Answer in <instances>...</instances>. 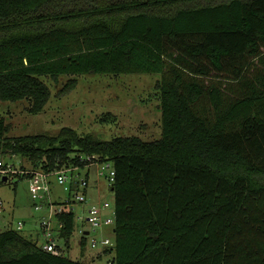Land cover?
<instances>
[{"label": "trees", "instance_id": "obj_1", "mask_svg": "<svg viewBox=\"0 0 264 264\" xmlns=\"http://www.w3.org/2000/svg\"><path fill=\"white\" fill-rule=\"evenodd\" d=\"M254 60L264 65V0H0V101L28 100L38 114L50 99L42 77H71L65 95L77 76L154 74L161 112L152 141L68 127L10 138L0 117V157L44 172L86 157L111 165L114 245L97 258L264 264V72L245 74ZM56 218L68 251L74 213ZM22 231L0 230V264H92L45 252L40 233Z\"/></svg>", "mask_w": 264, "mask_h": 264}, {"label": "rangeland", "instance_id": "obj_2", "mask_svg": "<svg viewBox=\"0 0 264 264\" xmlns=\"http://www.w3.org/2000/svg\"><path fill=\"white\" fill-rule=\"evenodd\" d=\"M258 72H264V65L258 60L250 61L246 76L254 78ZM213 76H218V74H213ZM69 78L71 77H59L57 81L50 77L41 78L49 87L50 99L43 111L38 114L29 112L30 102L28 100L0 101V117H3L8 125L6 136L10 138L36 134L54 136L62 128L68 127L79 135L92 134L105 141L118 136H137L144 141L160 138L161 112L154 88L159 75L90 74L77 76L74 77L75 87L65 95H60V89ZM212 79L209 81L215 82L225 95L234 96L233 89L236 86L218 81L215 77ZM104 118L106 121L101 122ZM12 158L20 161L23 166L30 165L26 159L13 156L10 161ZM95 180L98 181L94 183ZM50 182V199L55 204H64L69 199V193L64 190L63 186L58 185L53 177ZM90 184V193H93V198H90L95 201L94 198L98 196L99 201L108 202L109 210H113L114 196L109 190V183L95 175V167L91 169ZM0 200L3 201L5 207L4 217L0 220V230L6 223L15 226L18 221H22L24 222L22 235L31 236L35 240L36 234L40 233L39 218L46 211H34L27 181L14 177L12 182L1 185ZM75 209L79 212V207ZM75 236L77 237L73 235L71 238V248L68 251L64 250L69 258L92 264H106L109 261L110 256L108 255L94 260L93 257L97 253L89 248L88 243H86L83 254V250L79 249L75 243ZM38 242L43 244L40 235Z\"/></svg>", "mask_w": 264, "mask_h": 264}, {"label": "built area", "instance_id": "obj_3", "mask_svg": "<svg viewBox=\"0 0 264 264\" xmlns=\"http://www.w3.org/2000/svg\"><path fill=\"white\" fill-rule=\"evenodd\" d=\"M10 158L0 157V183L8 184L12 182L14 177L19 176L24 177V180L27 181L28 193L34 211H46L38 221V228L43 240L42 249L45 252L58 256L65 254L64 240L58 235L63 228V223L56 218V214L64 210L74 213L75 227L72 236L77 235V237L75 236V243L79 249L83 238L85 243H88L89 248L92 251L95 250L96 253L113 247L114 241L111 230L114 224V211L109 210L110 204L108 202L99 201V197L94 201L89 195L92 167H95V175L106 180L109 186L114 181V170L109 163H101L94 157H86L87 163L83 167L63 166L51 172H44L31 167H24L20 161H15L13 158L10 161ZM52 177L58 185L63 186L64 190L69 193V199L58 206L53 205L50 199V179ZM75 207H79V212ZM4 208V203L0 200V220L4 217ZM12 227L22 231L24 222L18 221L15 226L6 223L3 229ZM104 230L109 231V235H104ZM95 255L94 260L98 259L97 254ZM106 264H112V262L108 261Z\"/></svg>", "mask_w": 264, "mask_h": 264}, {"label": "crops", "instance_id": "obj_4", "mask_svg": "<svg viewBox=\"0 0 264 264\" xmlns=\"http://www.w3.org/2000/svg\"><path fill=\"white\" fill-rule=\"evenodd\" d=\"M94 183H96V181H94ZM90 192H91V189L89 190V195H90L91 198H93V193L91 194ZM97 197H98V196H97ZM97 197H95L94 199L96 200ZM103 233H104V235H109V231L104 230ZM70 246H71V245H70ZM70 248H71V247H70ZM70 248H69V249H70ZM97 254H98V253H97Z\"/></svg>", "mask_w": 264, "mask_h": 264}]
</instances>
